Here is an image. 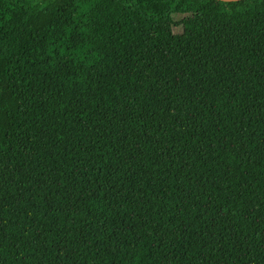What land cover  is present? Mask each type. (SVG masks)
<instances>
[{"label": "trees", "instance_id": "1", "mask_svg": "<svg viewBox=\"0 0 264 264\" xmlns=\"http://www.w3.org/2000/svg\"><path fill=\"white\" fill-rule=\"evenodd\" d=\"M0 264H264V0H0Z\"/></svg>", "mask_w": 264, "mask_h": 264}, {"label": "water", "instance_id": "2", "mask_svg": "<svg viewBox=\"0 0 264 264\" xmlns=\"http://www.w3.org/2000/svg\"><path fill=\"white\" fill-rule=\"evenodd\" d=\"M219 1H224V2H237V1H242V0H219Z\"/></svg>", "mask_w": 264, "mask_h": 264}]
</instances>
